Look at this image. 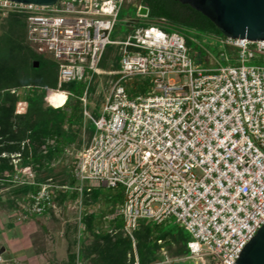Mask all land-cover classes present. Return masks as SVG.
<instances>
[{"label":"built area","instance_id":"1","mask_svg":"<svg viewBox=\"0 0 264 264\" xmlns=\"http://www.w3.org/2000/svg\"><path fill=\"white\" fill-rule=\"evenodd\" d=\"M126 4H137L139 17H149L150 10L141 14L148 7L140 0H61L51 7L0 0V16L26 15L29 44L57 64L58 89H47L49 106H66L72 94L61 91L63 85L86 84L84 124L95 131L76 157L75 189L82 195L86 182L124 188L117 215L133 241L132 264H141L135 237L140 223L170 219L191 236L186 260L235 264L264 225V66L246 65L264 56V41L221 39L239 65L202 68L185 36L161 26H134L126 41H113ZM109 46L120 49L122 77L96 118L88 96L104 74L100 65ZM148 76L153 91L131 99L122 80ZM56 93L65 95L59 106L50 100ZM20 175L15 179L24 184ZM59 189L69 187L41 185L22 214L55 209Z\"/></svg>","mask_w":264,"mask_h":264},{"label":"trees","instance_id":"2","mask_svg":"<svg viewBox=\"0 0 264 264\" xmlns=\"http://www.w3.org/2000/svg\"><path fill=\"white\" fill-rule=\"evenodd\" d=\"M150 10L149 17L157 26L168 32L185 35L195 32L203 36L226 37L211 20L188 5L174 0H140ZM106 51L100 65L101 72L108 71L112 64V83L118 81L120 72V49ZM189 47V45H188ZM190 49V48H189ZM114 54V57L111 58ZM263 57L264 56H258ZM257 57V58H258ZM256 59V58H255ZM36 62L40 63L38 68ZM263 66V65H259ZM86 84L73 82L62 86L61 91L72 94L66 106L53 108L46 101L47 89H58V66L44 56L36 53L28 42L26 15L11 13L0 16V191L10 188L14 199L11 205L20 200L24 204L31 202V196L37 194L41 185L53 181L56 186L74 189L77 181L74 177L76 162L70 167L67 178L57 182L52 165L61 161L75 146L82 148V132L85 127L81 97ZM139 95L150 92L140 90ZM133 97V91H128ZM87 126V125H86ZM95 131L94 125L88 124V143ZM19 155V156H17ZM20 170L34 174V183L24 184L15 178ZM52 184V183H51ZM54 184V185H55ZM56 199L61 204L65 201H76L78 191L57 190ZM98 194L92 189L84 192V202L88 204ZM1 201V197H0ZM92 216L84 220L93 230L90 223ZM92 222V221H91ZM136 232L137 251L141 264H159L164 260L161 250L164 243L169 244L172 238L187 248L189 240L183 233L164 231L163 225L143 221ZM93 248L99 252L97 264H132L133 242L123 232L115 235H97ZM186 243V244H185ZM129 254L132 255L131 261ZM179 255H187L183 250ZM75 255L70 257V264H76Z\"/></svg>","mask_w":264,"mask_h":264},{"label":"rangeland","instance_id":"3","mask_svg":"<svg viewBox=\"0 0 264 264\" xmlns=\"http://www.w3.org/2000/svg\"><path fill=\"white\" fill-rule=\"evenodd\" d=\"M149 27L157 26L151 17L140 18L137 4H126L121 10L117 28L112 34L113 41H126L132 35V27ZM187 46L190 55L196 64L202 68H214L218 66H237L236 54L233 50L226 47L220 38L203 36L195 32H187L185 35ZM115 49L114 46H109L108 51ZM114 57V54L111 58ZM209 58V61L207 60ZM247 66H264V58L258 57L246 63ZM112 64L109 65V70L104 71L100 77L96 78L90 88L88 96V107L90 113L96 118L101 116L102 105L105 101V96L110 92L112 86ZM122 84L128 91H133V98L139 95L140 90L148 92L153 91L154 83L151 77H133L122 80ZM91 124V123H88ZM87 124V126H88ZM86 126V128H87ZM85 127L82 132V148L75 146L71 149L64 158L52 165L53 174L57 182L67 178L70 167L76 162L78 153L88 144V133H85ZM21 181H34V177H29L28 172L19 171ZM50 183L55 184L49 180ZM89 183H85V187ZM56 185V184H55ZM62 190V189H59ZM95 194L106 197L112 202L115 199L124 197L125 190L123 187L110 189L107 187L94 188ZM58 194V192H56ZM0 264H31V257L34 256L35 250H43L47 248L57 247L61 240L60 234H72L75 228L78 227L80 218V206L76 203L68 201L65 204L58 202L57 207L49 215L28 216L23 215V205L20 200L17 204L11 205L10 201L14 199L12 190L4 188L0 191ZM164 231L179 232L180 227L174 219H170L163 225ZM183 233L190 241L189 232L183 229ZM170 243H164V249L161 254L165 261L160 264H195L193 260H184V255H179V251L186 252L184 244H178L169 238ZM186 244V243H185ZM3 253V254H1ZM189 252L187 251V256ZM132 257L129 258L131 261ZM31 260V263H30ZM179 262V263H178Z\"/></svg>","mask_w":264,"mask_h":264},{"label":"crops","instance_id":"4","mask_svg":"<svg viewBox=\"0 0 264 264\" xmlns=\"http://www.w3.org/2000/svg\"><path fill=\"white\" fill-rule=\"evenodd\" d=\"M207 60L209 61V58H207ZM77 185L78 182L76 184V187ZM97 187L101 188L104 186H99L89 183L88 186L85 187L84 192L88 189H92L93 193H96L94 188ZM75 188L62 189V190H67L70 192L77 191ZM84 192L82 195L79 192V198L76 201L67 200L64 202L65 205L68 201H70L80 206L81 212H80L79 223H78V227L75 228V232H73V235L67 234V232L65 234L62 233L60 234L61 240L59 241L57 247H52L51 249L47 248L43 250H35L33 254L34 256L31 257L32 263L30 260L31 264H70V257L72 255H75L77 258L76 264H97V261L99 260V252L98 250H95V248H93V243L95 241V236L93 231H95L97 235L110 234L112 236L117 234L118 232L124 233V219L122 216L117 215V212L125 202V194L123 198L115 199V201L113 202L110 199L99 195L98 198H94V200H91L88 204H86L84 202V197H83ZM58 202L59 200L56 199L55 200L56 207ZM51 212H53V210L49 211L45 215H49L51 214ZM88 216H92L91 219L92 222L90 221V223L93 224V230L89 229V225L84 220ZM180 229L183 228L180 227ZM124 236L128 237L125 235V233ZM136 253L138 256L137 243H136ZM134 256H135V251L133 250V257ZM130 257H132L131 254H129V258ZM186 257L187 255L185 256L183 261L186 260ZM165 259L166 258H164L163 261H165Z\"/></svg>","mask_w":264,"mask_h":264},{"label":"water","instance_id":"5","mask_svg":"<svg viewBox=\"0 0 264 264\" xmlns=\"http://www.w3.org/2000/svg\"><path fill=\"white\" fill-rule=\"evenodd\" d=\"M51 7L61 0H10ZM206 16L226 38L264 41V0H174ZM148 8L141 14L146 15ZM40 66L36 62L35 67ZM235 264H264V225L243 249Z\"/></svg>","mask_w":264,"mask_h":264},{"label":"bare ground","instance_id":"6","mask_svg":"<svg viewBox=\"0 0 264 264\" xmlns=\"http://www.w3.org/2000/svg\"><path fill=\"white\" fill-rule=\"evenodd\" d=\"M240 42L241 41H245L246 39H238ZM65 99V95L63 93H56V94H53L51 95V101L56 105V106H59L63 103Z\"/></svg>","mask_w":264,"mask_h":264}]
</instances>
